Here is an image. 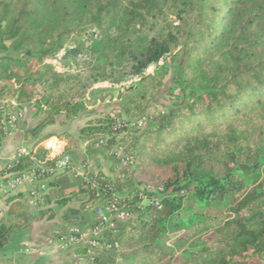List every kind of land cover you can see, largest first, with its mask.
<instances>
[{
	"label": "trees",
	"instance_id": "16d2710c",
	"mask_svg": "<svg viewBox=\"0 0 264 264\" xmlns=\"http://www.w3.org/2000/svg\"><path fill=\"white\" fill-rule=\"evenodd\" d=\"M56 58L74 69L46 62ZM132 77L136 87L119 107L76 130L111 151L113 175L92 163L88 179L57 171L43 146L56 135L44 129L61 113L83 112L93 85ZM162 91L171 109L148 113ZM35 105L42 113L27 125ZM11 115L16 128L5 132ZM19 128L31 146L0 177H34L0 196V264H16L8 252L18 249L29 209L66 207L62 241L98 225L96 208L113 203L117 211L91 239L98 244H73L79 264H264V0H0V144ZM62 135L69 153L76 138ZM83 161L90 164L75 163ZM242 175L255 176L251 186ZM34 187L38 204L29 207ZM227 198L222 215L193 209Z\"/></svg>",
	"mask_w": 264,
	"mask_h": 264
},
{
	"label": "rangeland",
	"instance_id": "374dc122",
	"mask_svg": "<svg viewBox=\"0 0 264 264\" xmlns=\"http://www.w3.org/2000/svg\"><path fill=\"white\" fill-rule=\"evenodd\" d=\"M63 52L64 50H61V52H59L58 54V57ZM167 60L168 58H165L160 60L157 64L149 65L145 70L146 73L154 72L156 68L162 66ZM46 62L52 63L58 71H63L65 69H74L72 65H69V67L64 66L57 58L48 59L46 60ZM171 70L174 74L176 73L173 67ZM137 80L138 78L132 77L119 84L110 82L97 83L92 86V88L85 96V109L83 110V112L75 117H70L65 113H61L60 115H58L56 117L55 123L49 125L44 129V132H52L56 135L55 137L53 136L51 138H48L44 142V146H47L50 149L49 156H59L62 153V149L66 143L65 137L62 135V132H68L73 134L76 138L75 148L70 150L69 153L67 152L71 158V161L75 163L78 160L86 159L87 161H90V163L98 167V169H100L104 174L112 176V169L114 164L110 154L111 151H106L104 148H92L90 142L77 139L76 130L79 126L84 125L88 121V119L102 113H109L115 107H119L120 98H117L118 94L120 92H125V89H128L129 91L135 88ZM168 83H170V79L168 80ZM169 98L170 95L166 94L165 91H162V93H160L151 101L147 112L156 115L170 110L171 108L169 105ZM32 110L33 111L30 110L29 112H27L26 115V120L31 124L34 123L35 118L42 113L40 109H37L36 105L32 108ZM140 120L141 121L138 123V126H141L144 123V120L142 118ZM130 121H139V119L132 118ZM14 131L8 133L7 138ZM120 151L123 152L124 150H118L119 154ZM67 153L63 152L62 154ZM260 173L261 176L264 175V165L260 169ZM242 177L248 187L252 185L255 178V176L251 175H242ZM1 179L2 177H0V180ZM71 180L73 179L71 178ZM0 200L2 201L5 199ZM229 205L230 199L227 198L225 202L219 204L216 203L208 208H201L198 205H193V209L194 211L204 212L208 216H213L224 214L226 208ZM50 208H46L44 210L29 209L31 220L27 225L28 233H21V241L17 245L18 249L8 252V257L13 263L35 264L38 261L39 264L83 263V256L73 253L75 245L62 243L59 241V237H61L64 230L70 228V226L66 225L62 219V215L67 208L64 207L62 209H59L54 205H50ZM2 215L3 212H1L0 210V217ZM80 242L81 245H84L85 243V241ZM167 244L171 246L170 242ZM182 245L183 246L180 247H174L175 250L179 252L180 249H184L185 243H183ZM256 263L257 262L255 260H252V264Z\"/></svg>",
	"mask_w": 264,
	"mask_h": 264
},
{
	"label": "built area",
	"instance_id": "2783aa9c",
	"mask_svg": "<svg viewBox=\"0 0 264 264\" xmlns=\"http://www.w3.org/2000/svg\"><path fill=\"white\" fill-rule=\"evenodd\" d=\"M17 120V117L14 115H11L7 118V120L3 121L4 125H5V132H7V130L9 129H15L16 125H15V121ZM27 154V150L24 149H18L17 153L14 156V160H16L18 157H20L21 155H26ZM50 157H55V156H50ZM11 161V162H12ZM55 167L57 168V171H68L70 177L74 180L76 179H88V173H87V168L88 166L91 165V163H87L86 161H83L81 163H74L71 161V158L69 156V154H60L59 156H56L55 158ZM39 165L41 167H44V163H39ZM36 165V166H39ZM33 172L30 173H24L22 176L20 177H10V173L6 174L5 176H8L9 178L3 180V178L0 180V196H7V195H11L12 193L21 190L24 188L25 186V182L29 181L30 179L32 180V176ZM34 177V176H33ZM46 181H38L39 183V188L43 189L46 187L45 184ZM96 183L93 182L92 183V187H95ZM38 199V192L36 190V188H32L30 191L27 192V204L29 207H34L38 204L37 202ZM111 211H117V203H113L111 204L108 208L103 209L102 207H97L95 210V213L100 216L101 221L98 225H95L94 227H91L89 229H86L84 231H78L77 230V234L78 235H74V236H69L66 237L65 239H63L62 243H67V244H75L79 241H85L88 240L89 243H91L92 245H97L98 241L93 239L91 240L93 237L97 238L98 235L101 233V229L103 227L104 224H108L109 220H110V215L109 212ZM117 217L122 218L124 217V213L123 212H117Z\"/></svg>",
	"mask_w": 264,
	"mask_h": 264
},
{
	"label": "crops",
	"instance_id": "0c3cea01",
	"mask_svg": "<svg viewBox=\"0 0 264 264\" xmlns=\"http://www.w3.org/2000/svg\"><path fill=\"white\" fill-rule=\"evenodd\" d=\"M26 122L27 125H32L31 123H28L27 120ZM44 142H43V146H44ZM30 146H31V142L23 138L22 128H19L16 131H14L8 138H6L2 142V144H0V170H2L9 162L13 160L16 151H18V149H22V148L27 149ZM44 147L48 148L47 146ZM5 206H6L5 200L2 201L0 200V209H5ZM22 233L23 234L28 233V228L26 229V231H23Z\"/></svg>",
	"mask_w": 264,
	"mask_h": 264
},
{
	"label": "water",
	"instance_id": "95a60500",
	"mask_svg": "<svg viewBox=\"0 0 264 264\" xmlns=\"http://www.w3.org/2000/svg\"><path fill=\"white\" fill-rule=\"evenodd\" d=\"M124 91L126 92V91H128V89H125ZM121 94H122V92H120V93L118 94V97H117V98H120ZM243 167H244V165H241V168H243ZM255 167H256V166H255Z\"/></svg>",
	"mask_w": 264,
	"mask_h": 264
}]
</instances>
